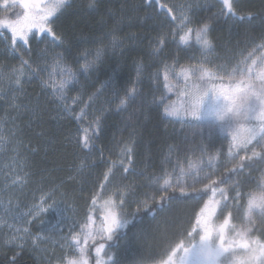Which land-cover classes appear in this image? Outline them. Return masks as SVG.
Listing matches in <instances>:
<instances>
[{
  "label": "trees",
  "instance_id": "trees-1",
  "mask_svg": "<svg viewBox=\"0 0 264 264\" xmlns=\"http://www.w3.org/2000/svg\"><path fill=\"white\" fill-rule=\"evenodd\" d=\"M90 3L91 0H71V7L62 10V14L58 12L53 18L56 20V29L71 41L63 51L68 66L75 69L78 66L77 62L83 64L86 58L90 59L91 56H86L85 53H94L97 46L96 38L108 32L122 17L124 23L121 34L129 35L132 39L126 45L123 55L117 52L116 56L107 57L95 74L81 75L79 82L66 93L69 97L77 99L75 108L73 107L76 114L83 108L87 115L82 121L77 122L63 114L56 107V103L41 106L42 100L50 99V92L44 90L41 83L34 79L22 84L23 95L16 103L28 109H33L39 104L44 109L40 118L34 116L30 120L32 113L25 110V107L9 112L11 117L18 113L15 124L19 132L13 139L12 148L21 153L20 160L26 165L27 173L31 175L28 179L29 185L23 189L32 192L42 185L44 187L36 193V197L53 193L58 198L57 201L73 206L78 211L84 210L86 203L92 201L93 196L97 197L106 190L116 191L117 185L121 183V176L124 177V185L134 181L143 191L149 181L163 176L162 172H174L178 164L197 155L208 159L210 153L214 151L223 150L224 154L230 144L225 133V124L194 123L192 129L184 130L179 129L175 122L165 116V86L162 76L157 72L165 68V65L178 70L191 67L196 64H193V57L194 60L200 61L197 49H195L197 52L190 53L175 46L178 23L172 19L173 14L168 15L166 21L146 20L142 10L135 11L140 0H98L95 8H90ZM243 4L245 5L243 8L247 10L244 13L247 14L239 15L235 10L236 16L232 18L214 17L218 9L200 12L196 8L188 9L189 16L194 21L204 20L210 24V39L213 45L217 46L221 56L226 52L222 51L221 45L225 46L228 52L235 50L234 46L237 44L250 45L253 41L261 40V34L264 33L262 22L264 0H245ZM156 11L161 10L157 8ZM240 16L254 19H251V22L237 19ZM102 18L104 23H101ZM128 18H131L130 23ZM230 29L232 32L227 34ZM169 33L172 35H168ZM165 35L167 36L165 44L159 52H154L153 50L159 47L157 38ZM40 42L41 39L32 41L28 50L35 49L37 59L42 53ZM242 48L244 47L240 46L239 49ZM25 49H28V45ZM48 54L50 57L53 55L52 52ZM7 57L0 56V67L5 69L19 67L18 59ZM138 57L143 59L147 73L152 75V79L144 78L137 81L134 61ZM109 80L115 82L120 89L127 88L130 91L135 89L139 93L136 101L131 106H126L123 112L118 111L117 104L106 102L112 99L111 96H100L95 101L89 100V97L97 90H102L101 86ZM2 93L4 91L0 92V99L3 97ZM0 105L3 113L6 109L3 106L4 102ZM101 117L103 120L100 129L96 130L94 146L90 151L87 149L81 151L76 141L83 139L81 129L89 125L85 123L86 118L96 120ZM92 128L95 129L96 125H92ZM129 140L134 149L132 162L135 168L132 175L123 173L118 163L120 150ZM250 155L251 153H244V156H238L231 164L212 171L214 176L207 183L214 180L216 183L212 184V187L219 185L227 189L231 202L229 185L237 177L229 169L233 168L241 157ZM166 160L173 162L174 165L169 163L168 167H163ZM244 163L249 162L245 160ZM109 168L112 169L111 172ZM105 173H108L107 180ZM224 177L230 178L228 183H222ZM263 177L264 163L257 162L250 169L243 170V175L238 178L241 183L243 207L248 195L259 189ZM198 187L203 188V185ZM56 189L62 193L53 192ZM210 196L211 193L208 192L204 201L195 209L190 204L177 203L156 219H153L155 209L153 212L141 210L136 213L137 219L134 223L118 233V249L115 246L112 249L119 252V259L124 264H132L134 261L137 264H154L164 260L171 254V252L164 254L169 241H175L176 244L184 242L178 239V234L183 228L189 227V222L191 227H199L196 219L197 217L201 219L200 208L203 207V203L208 202ZM113 200H116V196ZM131 210L136 211L134 205ZM230 218L232 221L233 217ZM260 226L259 223L258 227ZM125 242L131 246L122 249ZM6 261H15V264H37L30 253L15 250L0 251V264H6Z\"/></svg>",
  "mask_w": 264,
  "mask_h": 264
},
{
  "label": "snow or ice",
  "instance_id": "snow-or-ice-1",
  "mask_svg": "<svg viewBox=\"0 0 264 264\" xmlns=\"http://www.w3.org/2000/svg\"><path fill=\"white\" fill-rule=\"evenodd\" d=\"M238 2L239 0H222V3H217L215 6L218 11L214 14V17L232 18L236 16L235 9ZM97 4L98 0H91L89 7L95 8ZM69 7H71V0H51L50 3H44V0H3L5 12L12 9V15L0 18V30L10 33V38L5 36V40L0 42V46L4 47L5 54L11 51L13 56L20 55V60L19 67L13 66L10 69L0 67V92H3L5 85L11 88L13 92L22 91L23 83L30 82L33 78L40 79L42 88L50 87L54 89L51 96L56 103V107L68 118L80 122L87 113L82 108L80 113L76 114L75 109L68 101L71 99L72 104H76L77 99L69 97L66 93L70 92L72 87L79 82L81 75L90 76L95 74L107 57L116 56L117 52L123 55L126 45L132 37L121 34L124 23L122 17L120 21L113 24L108 32L102 33L96 38L97 46L94 53H85L86 56H91V58H86L83 64L77 62L78 66L73 69L67 65L63 55L64 49L71 44V41L67 40L63 33L56 29V20L52 19L57 12L62 14V10ZM157 8L161 11L157 12ZM17 9H23V11H17ZM165 9H167V12H165ZM141 10L146 20L163 19L166 21L167 16L174 11V6L162 3L161 0H140L135 11L140 12ZM172 19L178 21L177 32H184V35L179 36V42L185 45L189 44L188 37L194 33V43L199 46L204 57V60L197 61L189 69H182L178 75L183 76L187 81L188 72L191 71L192 75L199 81H205V78L208 81L216 78L223 81L224 76H228L230 80L235 82L230 91H225L223 85L208 87L207 82L194 84L191 89H188L187 84H185L184 88L187 90V95L191 101L190 106L172 107L171 109L165 107L164 109L165 114L169 117H176L183 110L190 112L198 120L201 118L200 113L205 105L206 98L211 94L215 103L210 104L208 112L204 115L213 114L217 120L226 121L227 127L225 130L231 133V139L235 147L243 149L245 152H251L250 156L241 157L239 162L229 169L237 179H234L229 185L231 189V207L229 203H225L221 211H228L231 215V208H235L243 198L241 183L238 179L243 175V170L245 168L250 169L257 162L264 163V33L260 37L262 43L258 46L261 55L256 59H251V64L248 63V59L254 55L256 49H253L248 57L237 63L230 71L224 70L223 66L220 65L217 66V72L213 73L209 68L204 67V64L208 63L207 57L210 50H213V42L209 38L210 24L204 20L194 21L188 15L187 8H182L181 14L172 16ZM237 19L251 22L254 17L250 19L247 16H240ZM128 20L130 23L131 18H128ZM101 23H104L103 18ZM168 35H172V33ZM173 38L175 39V36ZM37 39H41V43L46 45V49L41 50V57L35 61L24 59L25 48L21 45L27 46ZM166 40V35L158 37L159 47H156L153 51L159 52ZM49 52L53 53L51 57L48 56ZM257 60H259V63H257ZM134 64L138 82L144 78L152 79V75L147 73L142 58H136ZM165 71L172 73L174 68L165 65ZM43 72H47V80L41 77L40 74ZM164 79L168 81L169 76L165 75ZM165 87H167V84ZM101 88L102 90L93 93L89 100L95 101L100 96H111L112 99L106 102L117 104L119 112L125 111L126 106H131L139 96L135 89L131 91L127 88L120 89L115 82L110 80L106 81ZM221 98L225 103H220ZM9 106L15 107L17 110L20 107H25V110L31 111L32 115L38 119L44 110L39 104L33 109L16 104H10ZM102 120L103 117L93 121L96 125L95 129L92 128L91 124L81 129L83 139H77L76 141L81 151L92 149L96 139V130L100 129ZM242 121H247V126L244 127L246 135L243 137L236 131V126L240 125ZM0 140L11 141L12 137L0 133ZM133 151L131 140L120 150L118 157L119 169L125 174L132 175L134 172ZM254 158H259V160L257 161ZM245 160L249 163L245 164ZM115 165L116 162L114 161L113 166ZM111 171L112 169L109 168V172ZM201 171L202 169L197 170L190 177L191 183L187 182L186 179H182L187 176L182 168L180 176L177 177L175 182L166 178L169 174L164 173L163 176L149 181L143 191L137 187L134 181L124 185V177L121 176V183L116 187V191L119 193L117 199L113 200L109 196L101 206L106 214L101 219L99 226L95 230L92 229L95 221L90 213L95 209L97 203L95 196H93V208L89 209V214H86L84 220L80 222V231L75 235H71L70 240L68 237H61L64 241L62 246L73 248L79 253L78 258L70 260L68 264H89L88 250L86 247L80 246L81 238L84 245H87L89 241L96 243L99 239L100 243L95 249L96 259L94 264H102L100 258L102 252L104 256L108 257L106 264H124L116 252L105 251V243L111 242L108 244L109 250L114 246L118 249V232L120 229L127 228L134 223L137 219L136 213L141 210L153 212V209H155L153 219H156L157 216L168 212L177 203H187L195 209L204 201L208 192L211 193V196L208 202L203 203V207L200 208V216L205 217L204 220L201 221L197 217L196 224L199 226L198 228L191 227L189 222V227L183 228L179 232L178 239H182L183 243L168 242V248L165 249L164 254L167 255L168 252H171V254L167 255V260L162 261V264H177L174 257L177 256L178 252H182V255H179L178 258V264H264V183L259 185V195L249 194L246 207V223L242 221L240 227L234 225L231 229H228L229 220L223 219L222 223L217 227H213L212 217L216 215V207L221 204V201L229 200V191L219 185L212 187V184L216 183L214 180L211 183H205V180H210L211 176L206 175L201 178ZM107 178L108 173H105V179L107 180ZM229 179V177H224L222 183H228ZM13 183H15V180H13ZM198 185H203V188L198 187ZM126 193L130 195H125ZM217 195H219V199H217ZM48 196L52 198V204L47 207H45L44 197H41L40 203H33L26 213L17 212L12 215V223L8 224L7 227L14 228L21 221L25 225L23 228H15L17 233H24V237H17V239L32 237L30 229L26 226L31 222L28 220L29 216L32 220L42 224L44 222L41 216L42 213L55 211L57 214H61L64 212V209L60 208L55 201L53 193H49ZM184 197L189 199L183 200ZM133 205L136 209L135 212L131 210ZM117 209L120 210L119 218ZM257 221H259L260 227H256ZM233 232L235 233L234 236L232 235ZM46 238L48 237L36 236L33 243ZM5 244L22 247V245L16 244V240H6ZM174 244L175 248H173ZM6 264H15V261H6Z\"/></svg>",
  "mask_w": 264,
  "mask_h": 264
},
{
  "label": "rangeland",
  "instance_id": "rangeland-1",
  "mask_svg": "<svg viewBox=\"0 0 264 264\" xmlns=\"http://www.w3.org/2000/svg\"><path fill=\"white\" fill-rule=\"evenodd\" d=\"M244 1L245 0H239V2L236 4L235 10L238 12L239 15L247 14L244 13L247 12V10L243 8L245 6L243 4ZM50 2L51 0H44V3H50ZM161 2L174 6V11L171 14H173V16H179L181 14L182 8H187V9L196 8L199 12L200 10L203 11L209 9H218L215 5L217 3H222V0H161ZM17 11H23V9H17ZM11 15H12V9H8L7 12H5L3 8V0H0V18L10 17ZM53 18L54 17H52V19ZM176 23H178V21H176ZM231 32L232 31L230 29L227 32V34L228 33L230 34ZM177 35H178L177 41L174 42H175V46L178 49L189 51L190 53H192L193 51L197 52L195 50L197 49L199 54V60L200 61L204 60V57L201 54V49L199 48L198 45H195L194 43L195 41L194 33L189 35L188 37L189 44L187 45L181 44L179 42V36L184 35V32L180 31L178 32ZM5 36H8L10 38V33H6L0 30V42H3L5 40ZM261 43H262L261 40H256L255 43L252 42L250 45L248 43L237 44L236 46H234L235 50H231L228 52H227V48L221 45L220 47L222 51H226L224 56L223 55L221 56V53H219L217 46L213 45V50H210V53L207 57L208 63H205L204 67L209 68L210 71L215 73L217 72V66L222 65L224 70L230 71L231 68L237 65V63H239L244 58L248 57L249 53L253 52V49H256L254 55L248 59V63L251 64V59H256L261 55V50L258 47ZM31 45L32 43L28 45V49H25V53H23V58L30 61H35L37 59L35 57V52H34L35 49H31L30 51H28ZM240 46L244 48L239 49ZM21 47L27 48V46H23V45H21ZM39 47L42 50L46 49V45L41 42L39 43ZM1 55L3 57L8 56L7 59L15 58L20 60V55L13 56L11 51L5 54V50L3 46H0V56ZM41 55L42 53L39 54V57H41ZM48 56L50 57L49 54ZM192 60H193V64L197 63L198 61V60H194V57L192 58ZM257 63H259V60H257ZM189 68L190 67L183 69H189ZM181 70L174 69L172 73H167L165 71V68H163L162 70L157 72L162 76L164 86L167 84V87H165L164 101H165V107H168L169 109H171L172 107L182 108V106L184 107L190 106L191 101L189 96L187 95V90L184 88L185 84H187L188 89H191L194 84L207 82L208 87H213V86L220 87L221 85H223L225 91H230L235 83L234 81L230 80L228 76H224L223 81H221L219 78H216L211 81H208L207 78H205V81H199L195 76L192 75L191 71L188 72V80L185 81L183 76L178 75L181 72ZM40 75L44 80H47V72H43ZM165 75L169 76L168 81H165L164 79ZM33 79L36 82L40 83V79H36V78ZM57 79H59V77H57ZM7 87H8L7 85L4 86V90H3L4 93H2L3 97H1L0 99V103L3 104L4 102L3 106L6 107L3 113H1V108H0V133H3L7 136H11L12 140L11 141L0 140V251L2 250L25 251L33 255L34 260L36 261L37 264H61V262L62 264H68L70 260L77 259L79 253L73 248L62 246V244H64V241L61 239V237H68L70 240L71 235H75L80 231V227H81L80 222L84 220L86 214H89V209L93 208L92 201L86 203L84 210L78 211L73 206H68L63 204L62 202L57 201L58 198L53 195L59 207L64 209V212L61 214H57L55 211H48L42 213L41 216L44 221L42 224L37 223L35 220H32V218L29 216L28 220L31 222L26 226L31 231L32 234L31 238L25 237L24 239H17V237H24L23 232L17 233L15 231V228L25 227L22 221L21 223L16 224L14 228L7 227L8 224L12 223L11 217L13 214L17 212L26 213L28 209L32 207L33 203L36 202L40 203L41 197H36V193H38L44 187L40 185L39 187H37L39 189L34 190L32 192L30 190L23 189L29 185L28 179L30 178L31 175L27 173L26 165L22 163L20 160L19 156L21 153L19 154L17 149L13 150L12 148L13 139L16 138V134L19 132L17 130V125L15 124V122L17 121L16 118L18 113L13 117H11L9 114V112H11L12 109L17 111V108L10 107L9 105L10 104L17 105L18 103L16 102H18V100L22 98L23 94L22 91L13 92L11 88L9 87L7 88ZM43 89L50 92L49 93L50 99L46 98V100L45 99L42 100L40 105L43 106L44 104L47 105V103L48 104L55 103L51 96V93L54 91V89L50 87ZM213 100L214 97L211 94H209V96L206 98L205 105L202 108V112L200 113L201 118L198 120L194 118L190 114V112H186L183 110H181L179 115L176 117H169L166 114L165 116L167 117V119L175 122V124L178 126L179 129L190 130L192 129L191 126H193L194 123L200 124V123H210V122L225 124V129H226L227 127L226 121L217 120V118L213 114H209L208 116L204 115L206 112H208L210 104L215 103ZM68 103L75 108V105L72 104L70 99ZM220 103H225L223 98L220 99ZM32 118H34V116L31 114L29 119L31 120ZM94 120L95 118L92 119L86 118L85 123L94 125L93 123ZM246 126H247V121H242L240 125L236 126V131L240 133L241 137L246 135V133L244 132V127ZM225 133L227 134L230 143L227 150L225 151L226 153L224 152L223 154L222 153L223 150H221V152L214 151L210 153L208 159H204L202 156L197 155L192 157L190 160H187L186 162L178 164L175 167L174 172L165 171L162 172V174L168 173L169 175L166 178H169L173 182H175L177 177L180 176V170L182 168L187 173V176L183 177L182 179H186L187 182L191 183L190 177L194 175L197 170L202 169V171L200 172L201 178H204L206 175H210L212 178L214 176L213 173L214 171H217L218 169L224 167V165L226 164L227 165L231 164L234 161V159H236L238 156L240 155L244 156V153H251L250 151L245 152L243 149H237L235 147L234 142L231 139V133L226 130ZM17 146H19V144ZM20 146L22 145L20 144ZM249 147H251V145H249ZM169 163H173V162L166 160L165 162H163V167H168ZM171 165H174V163ZM13 180H15V183H13ZM208 181L209 180H205V183H207ZM261 183H264V177L262 178L260 184ZM198 186H202V185H198ZM53 192L62 193L59 189H56ZM250 194L259 195V189L256 192ZM118 195L119 193L117 191L108 192L106 190L105 192H102L97 197H95L97 203L95 209L90 213L95 221V223L92 225L93 230H95V228L99 226L101 219L106 214L105 210L101 207L104 204V201L107 200L109 196H111L112 198L116 196L117 199ZM44 199L46 201L45 207H47L49 204H52V198H50L48 195L44 196ZM217 199H219V195H217ZM248 199H249V195L247 197L246 204L244 205V207L242 205V201H241L242 199H241L239 201V204L235 208H231L230 216L233 217L232 221L228 211H223V212L221 211L225 203H229L231 207V202L229 200L221 201V204L217 205L216 207V215L212 217V226L217 227L220 223L223 222V219L229 220L228 229H231L234 225L240 227L242 221L246 223L247 222L246 207H247ZM82 211L84 212V215ZM116 211L119 218L120 210L117 209ZM233 211H236L237 213H234ZM204 218L205 217L201 216V221H203ZM258 225H259V221H257L256 227H258ZM123 230L124 229H120L118 233H120V231ZM232 235L234 236L235 233L233 232ZM36 236H42V237L46 236L48 238L37 240L35 241V243H33ZM6 240H16V244L22 245V247L13 246L12 244H5ZM126 242L123 243V246L121 247L122 249L124 247L126 249L131 246L130 243H126ZM99 243L100 241L98 239L96 243L89 241L87 245H84L83 239L81 238L80 240V246L86 247L88 250L87 258L89 264H94L95 262L96 259L95 249L99 245ZM106 243H105V251L116 252L119 257L120 256L119 252H117V250L115 251L114 249L109 250L108 244ZM179 255H182V252H178L177 256L174 257V259L177 261V264H178ZM100 258L102 260V264H106V262L108 261V257L104 256L103 252L100 254ZM164 260H167V256L166 258H164ZM162 261H158L154 264H162ZM132 264H137V263L134 261Z\"/></svg>",
  "mask_w": 264,
  "mask_h": 264
}]
</instances>
